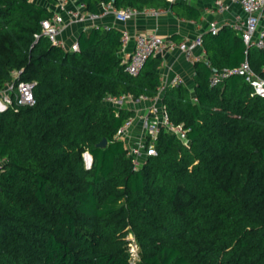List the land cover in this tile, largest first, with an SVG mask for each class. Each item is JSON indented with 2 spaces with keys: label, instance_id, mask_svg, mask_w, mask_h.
<instances>
[{
  "label": "trees",
  "instance_id": "16d2710c",
  "mask_svg": "<svg viewBox=\"0 0 264 264\" xmlns=\"http://www.w3.org/2000/svg\"><path fill=\"white\" fill-rule=\"evenodd\" d=\"M77 1L89 13L111 3L199 18L196 8L165 0ZM50 17L30 0H0V90L12 71L35 84L33 106L0 112V264H264V97L242 75L209 85L213 71L245 56L263 75L264 44L247 48L228 27L201 35L196 101L184 85L162 96L188 144L160 129L156 155L134 170L115 138L134 112L104 100L155 97L160 59L150 56L131 76L119 29L85 28L78 51H68L41 35ZM129 232L140 247L135 262Z\"/></svg>",
  "mask_w": 264,
  "mask_h": 264
},
{
  "label": "built area",
  "instance_id": "2783aa9c",
  "mask_svg": "<svg viewBox=\"0 0 264 264\" xmlns=\"http://www.w3.org/2000/svg\"><path fill=\"white\" fill-rule=\"evenodd\" d=\"M34 3L36 1L30 0ZM169 5L175 3L188 4L191 0H165ZM238 3L241 9L240 15H235L232 21H224L220 23L212 20L207 26L208 33L215 35L223 27H228L242 38L247 48H262L264 44V0H213V12L223 15L229 11L230 5ZM38 4V3H37ZM51 17L44 19L40 23L41 35H44L51 44L68 51H78L76 41L68 45L62 37L64 31L71 25H83L85 22L94 24L95 22L112 18L117 24L125 25L129 20L139 17L157 18L158 16L169 12L166 8L144 7L137 9L135 7H125L116 9L111 3H101L96 13H89L84 6L79 4L77 0H55L49 2L46 6ZM35 41L39 39V35H34ZM132 43L130 51L128 46ZM121 53H125V71L131 76H137L143 68L145 61L150 56L162 55L167 50L177 49L183 53L186 60L197 62L201 60V55L196 54V50H203L201 35L195 36L191 40L175 41L171 38L158 36L154 33L131 35L128 30L121 29ZM246 53V52H245ZM260 73L254 71L250 66L247 56L244 61L233 69H222L213 71L209 77V85L215 86L231 75H242L244 80L252 87L253 94L264 97V67ZM21 71H12V80L4 85L0 90V112L7 109H17L24 106H33L35 98L33 96L34 83L19 80ZM182 78L175 77L172 79V85H183ZM158 87V92L160 90ZM159 93L155 97L147 98L140 96L133 99L129 95L107 96L104 102L114 107H125L133 112L135 109L132 105L142 102H149L144 109H136V116L129 117L124 124L118 129L115 138L123 141L126 156L130 159L133 169L137 170L141 167L147 157L156 155L154 141L160 129L176 136L183 144H188L186 139V131L181 124H173L162 105V101H158ZM195 102V97L192 98ZM135 121L141 123L142 131L135 136L129 132ZM135 137V138H133ZM129 260L135 262L136 247L130 246Z\"/></svg>",
  "mask_w": 264,
  "mask_h": 264
},
{
  "label": "crops",
  "instance_id": "0c3cea01",
  "mask_svg": "<svg viewBox=\"0 0 264 264\" xmlns=\"http://www.w3.org/2000/svg\"><path fill=\"white\" fill-rule=\"evenodd\" d=\"M44 2L43 0H36V3ZM213 0H191L188 6L194 7L199 11L198 20L194 19H183L177 17L172 11H169L165 14L158 16L157 18H148V17H139L129 20L125 25L117 24L112 18H106L104 20L95 22L94 24H90L89 22H85L83 25H71L68 29H66L62 35V37L66 40V43L69 45L76 41L79 33L88 28L90 26H104V27H114L121 31V29H126L129 31L131 35L137 34H148L154 33L158 36L170 38L171 36H178V41L181 40H191L197 35H203L208 33L207 26L210 21L217 20L221 24L224 21H232V18L235 15H240L241 9L238 3H233L230 5V9L223 15H218L213 12L212 7ZM47 3V2H46ZM44 2L43 6H47ZM178 4V3H175ZM180 4V3H179ZM183 4V3H181ZM264 24V12H263V20L261 22ZM222 29V28H221ZM176 41V40H175ZM132 47V43L128 46L127 51H130ZM123 59H126L125 53H121ZM196 54L201 55V60H205V51L204 48L201 51L200 49L196 50ZM160 59V66L157 70L159 73L160 79V90H159V98L158 101H162V96L167 87H172V79L175 77L182 78L184 82V86L188 88L190 92L191 98L194 97V63L186 60L183 53L174 50H167L162 55L153 56ZM149 102H142L137 105H130L133 109H144L149 104ZM136 109L134 115L136 116ZM142 131L141 123L139 121H135L129 132L134 134H139ZM136 132V133H135Z\"/></svg>",
  "mask_w": 264,
  "mask_h": 264
},
{
  "label": "rangeland",
  "instance_id": "374dc122",
  "mask_svg": "<svg viewBox=\"0 0 264 264\" xmlns=\"http://www.w3.org/2000/svg\"><path fill=\"white\" fill-rule=\"evenodd\" d=\"M36 1V0H34ZM45 3H49L50 1L49 0H43ZM52 3L55 2V0H51ZM44 2H42L41 4L43 5ZM46 3V4H47ZM39 4V3H38ZM68 45H69V42H68ZM122 55V54H121ZM123 58V57H122ZM126 61V59H124ZM136 133V132H135ZM136 134H134L135 136ZM135 138V137H133ZM82 158H83V162H84V167L86 169L90 168L91 165H92V162L91 163H88L87 161L84 160V154L82 155ZM125 243H126V248H127V252H128V257L130 258L129 256V249H130V246H135L136 247V257L135 258H139L140 257V247H139V244L135 238V236L133 235L132 232H129L126 237H125Z\"/></svg>",
  "mask_w": 264,
  "mask_h": 264
},
{
  "label": "water",
  "instance_id": "95a60500",
  "mask_svg": "<svg viewBox=\"0 0 264 264\" xmlns=\"http://www.w3.org/2000/svg\"><path fill=\"white\" fill-rule=\"evenodd\" d=\"M107 145V140L103 138L99 143H97V147L104 148ZM84 160L87 161L88 163L92 162L91 156L86 152L84 153Z\"/></svg>",
  "mask_w": 264,
  "mask_h": 264
}]
</instances>
